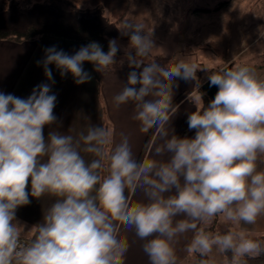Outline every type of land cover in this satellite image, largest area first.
<instances>
[{
    "label": "clouds",
    "instance_id": "obj_1",
    "mask_svg": "<svg viewBox=\"0 0 264 264\" xmlns=\"http://www.w3.org/2000/svg\"><path fill=\"white\" fill-rule=\"evenodd\" d=\"M119 29L130 37L129 67L145 66L129 73L114 106L133 104L141 131L155 129L162 143L137 158L129 138L121 134L116 142L104 125L78 136L51 132L46 141L43 128L57 119L48 65L83 84L91 79L83 62L104 73L114 68L119 45L109 40L105 53L91 42L74 55L47 48L42 63L51 83L37 85L27 99L0 92V264H125L123 233L130 230L144 242L149 264H178L176 245L188 233L184 250L199 264H213L214 250L226 264L261 256L264 240L242 225L264 217V76L243 63L212 71L210 86L219 90L207 107L201 95L196 98L200 106L188 116L194 138H169L175 79L197 80V71L208 68L190 57L166 66L154 58L145 62L157 50L152 30L134 20ZM29 179L32 197L55 199L42 223L24 233L16 210L30 203ZM217 218L234 227L209 230Z\"/></svg>",
    "mask_w": 264,
    "mask_h": 264
},
{
    "label": "crops",
    "instance_id": "obj_2",
    "mask_svg": "<svg viewBox=\"0 0 264 264\" xmlns=\"http://www.w3.org/2000/svg\"><path fill=\"white\" fill-rule=\"evenodd\" d=\"M243 2L246 3L245 6L243 5L239 9L235 8V4ZM247 3L248 0H131L125 20L128 18L140 21L151 20L154 22L152 33L158 34L166 40L171 34H175L181 44L197 48L211 44L214 46L218 37L222 36L224 40L225 36H228L224 47H226V51H229L235 47L231 43L232 32H229L227 28L228 22L231 23L232 20L230 11L247 12ZM205 29L208 31V36L204 33ZM241 40L242 38H240V43ZM129 41L125 42L129 43ZM89 43L49 35L37 42L0 41V92L27 99L37 85L51 83L45 76L42 63L47 48L55 46L57 50L62 49L65 53L74 55L82 46ZM253 43L254 41L239 47L238 58L241 63L255 67L257 72L264 76L263 64L259 62L256 63L257 65L254 64L255 58L259 57L249 54ZM228 58L229 56L224 55L221 60L227 61ZM121 61H123L122 64ZM82 66L85 71L90 73L91 79L78 85L71 73L62 77L55 64L48 65L55 80V83L51 84V93L57 97L53 110L57 119L53 124L44 126L45 140L47 141L51 132L78 136L80 132L86 133L88 126L100 127L104 125L114 130L116 142L121 139V134L126 135L137 158L150 156L154 147L162 143L159 133L155 129L148 132L141 131L140 123L133 119L135 115L133 104L129 103L117 108L113 103V97L124 86H127L129 73L131 71L139 73L145 65L139 69L130 68L127 59L123 58L116 60L114 68L104 73L96 71L93 63L88 61L83 62ZM218 67L222 66L218 65ZM204 83L205 81L200 84L198 77L197 80L188 81L180 78L175 79L172 95L173 108L168 124L169 138L171 135L179 138H194L196 130H189L188 116L196 110V107L200 106L196 103V98L200 96L199 89ZM136 87L139 88V85ZM87 158L89 157L86 156ZM167 158V155L162 157L165 160ZM46 160L47 157H44L42 162H46ZM260 166L264 168V164ZM26 191L29 193L30 203L20 206L16 210V219L23 226L24 233L30 231L33 226L42 223L46 209L55 199L50 196L32 197L30 179ZM136 195L138 198H143L140 191ZM242 227L249 229L252 236L264 235V217L258 218L255 225H242ZM123 235L129 244L125 264H149L148 258L142 250L144 242L136 237L134 230L124 232ZM191 236L192 233H188L179 237V242L176 245L178 264H191L192 256H189L184 250ZM210 260L213 262L212 256ZM220 260L221 264H226L225 256L224 261L222 257Z\"/></svg>",
    "mask_w": 264,
    "mask_h": 264
},
{
    "label": "trees",
    "instance_id": "obj_3",
    "mask_svg": "<svg viewBox=\"0 0 264 264\" xmlns=\"http://www.w3.org/2000/svg\"><path fill=\"white\" fill-rule=\"evenodd\" d=\"M5 9L0 11V41L16 43L37 42L44 36H55L76 42H96L106 53L109 40L129 41L120 31V24L128 15L131 0H2ZM94 65V64H93ZM196 76L203 82V70ZM205 81V80H204ZM204 107L212 100L199 89ZM220 219L210 226L213 232L231 230L226 224L218 230ZM264 240V235H253ZM230 256V253L228 254ZM193 255L191 264H199ZM210 259V258H209ZM247 264H264V254L247 260Z\"/></svg>",
    "mask_w": 264,
    "mask_h": 264
},
{
    "label": "rangeland",
    "instance_id": "obj_4",
    "mask_svg": "<svg viewBox=\"0 0 264 264\" xmlns=\"http://www.w3.org/2000/svg\"><path fill=\"white\" fill-rule=\"evenodd\" d=\"M2 3V0H0V11L5 9ZM243 5L245 6L246 3H237L234 6L239 9L242 8L241 6ZM247 6V12H241L239 10L230 11L232 14V20L231 23L228 22L229 25H227V28L229 29V32H232L231 43L235 46V50L230 49L231 51H226V47L224 46L229 38L228 36H225L224 40L222 36L218 37L219 39L217 41L220 42L216 41L214 46L211 44L210 46L203 45L201 48H197L181 44L180 41L177 40V36L175 34H171L166 40L160 35L152 33V39L157 50L152 54V56L146 59V62L154 58L156 63L161 66H166L174 59L190 57V59L198 66L208 68L203 70V81L205 80L206 82L211 72L219 68L218 65L224 66L227 64L230 65L229 67H232L237 64H241V61L238 58L240 55L239 47L243 46L245 43L251 44L254 41L249 54L257 55L259 58H255L254 64L259 62L260 64H263L264 67V0H248ZM127 20H130V18ZM134 21L143 23L146 30H153L152 26L154 22L151 20L140 21L138 19ZM204 33L208 36V31L206 29ZM240 38H242L241 43L239 42ZM116 41L119 45V51L117 52L115 59L121 60L125 58V50L128 48L129 43H126L124 40L119 41V39ZM131 52L134 56L135 50L132 49ZM163 53H165V55H163ZM224 55L229 56L227 61L221 60ZM225 226L226 223L220 220L218 230L225 228ZM220 257H222L224 261V256L214 250L212 254L214 264H221Z\"/></svg>",
    "mask_w": 264,
    "mask_h": 264
},
{
    "label": "water",
    "instance_id": "obj_5",
    "mask_svg": "<svg viewBox=\"0 0 264 264\" xmlns=\"http://www.w3.org/2000/svg\"><path fill=\"white\" fill-rule=\"evenodd\" d=\"M218 87L217 86H210L209 80H207L203 85H202V91L205 92L212 100L215 98V95L218 92Z\"/></svg>",
    "mask_w": 264,
    "mask_h": 264
}]
</instances>
